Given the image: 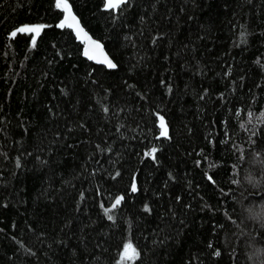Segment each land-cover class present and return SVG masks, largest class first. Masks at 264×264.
Returning a JSON list of instances; mask_svg holds the SVG:
<instances>
[{"label":"trees","instance_id":"obj_1","mask_svg":"<svg viewBox=\"0 0 264 264\" xmlns=\"http://www.w3.org/2000/svg\"><path fill=\"white\" fill-rule=\"evenodd\" d=\"M67 4L116 69L0 0V264H264V0Z\"/></svg>","mask_w":264,"mask_h":264},{"label":"water","instance_id":"obj_2","mask_svg":"<svg viewBox=\"0 0 264 264\" xmlns=\"http://www.w3.org/2000/svg\"><path fill=\"white\" fill-rule=\"evenodd\" d=\"M125 1V0H124ZM108 3V0H106ZM68 5V4H67ZM122 3L119 5L121 6ZM70 11H65V15L63 19L57 23V26L59 28H62L60 25L68 26L69 24H76L78 22L77 26L70 27L72 30L76 33L78 39L84 44L83 48V54L84 56L91 60L93 63L99 66H104L108 69H116L117 64L113 60V58L109 55L107 52L105 45L95 38L83 25L80 17L75 13L74 9L70 6ZM118 6V7H119ZM117 8V7H115ZM67 17V19H66ZM72 17L75 18V20H72ZM107 62H111V64L115 65V67H109V64Z\"/></svg>","mask_w":264,"mask_h":264},{"label":"snow or ice","instance_id":"obj_3","mask_svg":"<svg viewBox=\"0 0 264 264\" xmlns=\"http://www.w3.org/2000/svg\"><path fill=\"white\" fill-rule=\"evenodd\" d=\"M121 3H124V0H108L107 6L110 8H115L118 7ZM57 6H63L65 11H70L69 6L67 5V0H57ZM67 19V17H66ZM72 20H75L74 17H72ZM78 22H76V24H69V27H73V26H77ZM61 27H63L64 25H60ZM40 27L43 26H36L34 28L28 29V28H22V29H18V31H32V32H37L38 34V29ZM13 36L16 35L15 32L12 33ZM34 43V40H33ZM109 64V67H115V65L111 64V62H107ZM249 116H251V114H249ZM162 119V118H161ZM161 135L166 136L167 135V129L163 127L162 125V131H161ZM209 179H211V177H209ZM133 191H135V187L133 186ZM120 201L119 199L116 201V204H118ZM116 205L114 204L113 207H115ZM107 211V210H106ZM109 219H111V217H109ZM138 253H136L135 249L133 248V246L131 244H126L124 246V253L122 254L121 259H134L135 256H137ZM217 255H219V253L217 252Z\"/></svg>","mask_w":264,"mask_h":264},{"label":"rangeland","instance_id":"obj_4","mask_svg":"<svg viewBox=\"0 0 264 264\" xmlns=\"http://www.w3.org/2000/svg\"><path fill=\"white\" fill-rule=\"evenodd\" d=\"M34 27H36V25H35V26H24L23 28L31 29V28H34ZM40 30H41V27L38 29V34H39ZM27 32H32V31H27ZM33 33H34L35 35H38L37 32H33Z\"/></svg>","mask_w":264,"mask_h":264}]
</instances>
